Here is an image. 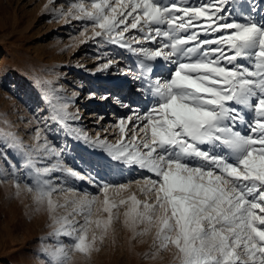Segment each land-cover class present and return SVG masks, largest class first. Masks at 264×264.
I'll return each instance as SVG.
<instances>
[{"label": "snow or ice", "instance_id": "1", "mask_svg": "<svg viewBox=\"0 0 264 264\" xmlns=\"http://www.w3.org/2000/svg\"><path fill=\"white\" fill-rule=\"evenodd\" d=\"M45 11L76 22L81 43L134 58L119 71L143 110L117 97L131 115L114 139L91 137L76 94L34 78L33 143L0 130V184L45 218L42 264H80L116 224L147 262L264 264V0H48ZM60 134L87 158L70 165Z\"/></svg>", "mask_w": 264, "mask_h": 264}, {"label": "rangeland", "instance_id": "2", "mask_svg": "<svg viewBox=\"0 0 264 264\" xmlns=\"http://www.w3.org/2000/svg\"><path fill=\"white\" fill-rule=\"evenodd\" d=\"M47 2L0 0V130H15L26 144L33 143L30 132L35 121L31 109L37 113L39 109L35 107L38 96L32 82L40 77L52 80L64 95L76 94L72 111L78 109L82 117L77 127L91 137L99 133L112 140L118 135L112 126L120 117L131 115L128 108L116 103L117 97L143 110L142 98L133 91L135 82L131 80L130 86L118 83L125 77L132 78L119 69L134 68V58L116 47L98 48L91 40L81 43L85 38L79 35V25L73 22L68 26L63 20L52 19L45 11ZM87 35L91 36L90 30ZM107 59L116 63L100 71L99 65ZM28 120H33V125L26 123ZM106 128L109 133L104 132ZM55 142L69 144L66 158L70 165L87 158L83 147L66 141L63 134ZM29 203L23 194L16 197L11 183L0 184V264H42L37 241L46 231L45 218L30 214L26 207ZM146 250L147 245L139 244L133 249L129 233L116 224L113 236L99 245L98 251L78 259L80 264H169L167 254L154 262L144 261L140 254Z\"/></svg>", "mask_w": 264, "mask_h": 264}, {"label": "bare ground", "instance_id": "3", "mask_svg": "<svg viewBox=\"0 0 264 264\" xmlns=\"http://www.w3.org/2000/svg\"><path fill=\"white\" fill-rule=\"evenodd\" d=\"M131 80H133V78H128V77H125L124 79H120V81H118V83H123V85L125 86H130L131 84ZM122 85V86H123Z\"/></svg>", "mask_w": 264, "mask_h": 264}]
</instances>
